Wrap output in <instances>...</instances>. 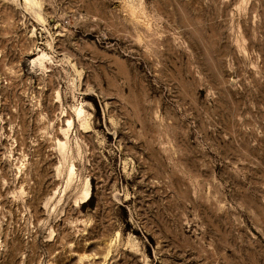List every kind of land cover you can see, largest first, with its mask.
Returning a JSON list of instances; mask_svg holds the SVG:
<instances>
[{
	"label": "rangeland",
	"instance_id": "1",
	"mask_svg": "<svg viewBox=\"0 0 264 264\" xmlns=\"http://www.w3.org/2000/svg\"><path fill=\"white\" fill-rule=\"evenodd\" d=\"M0 264H264V0H0Z\"/></svg>",
	"mask_w": 264,
	"mask_h": 264
},
{
	"label": "bare ground",
	"instance_id": "2",
	"mask_svg": "<svg viewBox=\"0 0 264 264\" xmlns=\"http://www.w3.org/2000/svg\"><path fill=\"white\" fill-rule=\"evenodd\" d=\"M27 1H28V0H25V2H27ZM85 197L88 198V193H87V192L85 193ZM87 198H86V199H87Z\"/></svg>",
	"mask_w": 264,
	"mask_h": 264
}]
</instances>
